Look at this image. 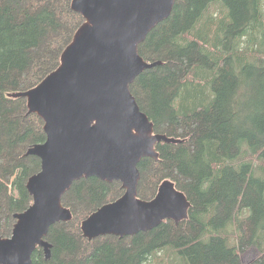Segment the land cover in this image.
<instances>
[{
    "label": "trees",
    "instance_id": "trees-1",
    "mask_svg": "<svg viewBox=\"0 0 264 264\" xmlns=\"http://www.w3.org/2000/svg\"><path fill=\"white\" fill-rule=\"evenodd\" d=\"M72 2L0 0V239L33 203L27 184L41 160L26 153L46 141L27 100L10 95L58 69L85 22ZM173 6L139 46L145 61L162 65L137 77L131 92L154 133L176 141L158 143V158L139 163V198L153 200L170 180L190 203L187 219L89 240L83 221L125 190L82 179L62 200L72 221L55 224L46 238L51 258L38 248L33 264H244L250 248L261 254L248 264H264V173L253 165H264V0Z\"/></svg>",
    "mask_w": 264,
    "mask_h": 264
},
{
    "label": "water",
    "instance_id": "water-1",
    "mask_svg": "<svg viewBox=\"0 0 264 264\" xmlns=\"http://www.w3.org/2000/svg\"><path fill=\"white\" fill-rule=\"evenodd\" d=\"M176 0H73L85 22L65 49L61 64L34 89L10 95L25 98L29 114L44 122L46 141L26 155L41 160L27 190L32 205L15 215L9 238L0 239V264H33L38 248L52 255L46 237L52 226L71 222L64 195L82 179L120 182L125 194L83 221L89 240L120 238L151 231L165 221L187 219L190 203L167 180L151 201L139 199V163L157 159L158 143H175L155 134L153 124L131 92L140 74L162 65L139 54L152 30L172 14Z\"/></svg>",
    "mask_w": 264,
    "mask_h": 264
},
{
    "label": "rangeland",
    "instance_id": "rangeland-1",
    "mask_svg": "<svg viewBox=\"0 0 264 264\" xmlns=\"http://www.w3.org/2000/svg\"><path fill=\"white\" fill-rule=\"evenodd\" d=\"M251 161V160H250ZM253 165H255L256 167H260L258 169V171H262L264 173V165L262 163H260L259 161H254ZM158 193V192H157ZM141 199V198H139ZM142 200V199H141ZM146 201V200H144ZM151 201V200H149ZM261 253L259 252V250H257L256 248H250L248 251L244 252L242 254V261L244 264H248L251 262V260L256 259L257 257H259Z\"/></svg>",
    "mask_w": 264,
    "mask_h": 264
},
{
    "label": "bare ground",
    "instance_id": "bare-ground-1",
    "mask_svg": "<svg viewBox=\"0 0 264 264\" xmlns=\"http://www.w3.org/2000/svg\"><path fill=\"white\" fill-rule=\"evenodd\" d=\"M224 17H225V16H224ZM152 31H153V30H152ZM152 31H151V32H152ZM151 32H150V33H151ZM140 75H141V74H140ZM138 77H139V76H138ZM155 131H156V130H155ZM47 237H48V236H47ZM47 237H46V238H47Z\"/></svg>",
    "mask_w": 264,
    "mask_h": 264
}]
</instances>
